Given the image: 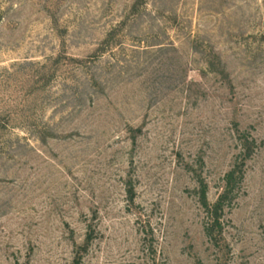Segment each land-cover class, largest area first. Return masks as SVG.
Masks as SVG:
<instances>
[{
	"label": "rangeland",
	"instance_id": "1",
	"mask_svg": "<svg viewBox=\"0 0 264 264\" xmlns=\"http://www.w3.org/2000/svg\"><path fill=\"white\" fill-rule=\"evenodd\" d=\"M0 264H264V0H0Z\"/></svg>",
	"mask_w": 264,
	"mask_h": 264
},
{
	"label": "trees",
	"instance_id": "2",
	"mask_svg": "<svg viewBox=\"0 0 264 264\" xmlns=\"http://www.w3.org/2000/svg\"><path fill=\"white\" fill-rule=\"evenodd\" d=\"M242 151L236 158L232 168L223 177V188L216 201L212 204L207 199V184L197 178V197L200 208L205 214L204 232L206 237L214 244L218 245L222 236V219L225 209L232 205L237 191L244 178V166L252 155L253 141H248L244 135L239 136ZM128 201L133 202L135 192L130 185L126 190Z\"/></svg>",
	"mask_w": 264,
	"mask_h": 264
}]
</instances>
